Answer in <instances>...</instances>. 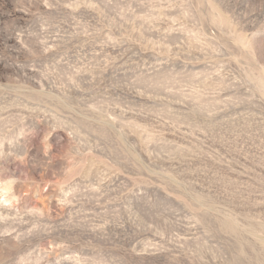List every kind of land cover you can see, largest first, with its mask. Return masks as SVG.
Listing matches in <instances>:
<instances>
[{
	"label": "rangeland",
	"instance_id": "obj_1",
	"mask_svg": "<svg viewBox=\"0 0 264 264\" xmlns=\"http://www.w3.org/2000/svg\"><path fill=\"white\" fill-rule=\"evenodd\" d=\"M0 264H264V0H0Z\"/></svg>",
	"mask_w": 264,
	"mask_h": 264
}]
</instances>
